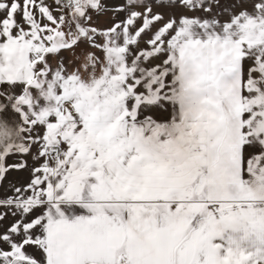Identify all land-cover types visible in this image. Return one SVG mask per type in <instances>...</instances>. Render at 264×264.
<instances>
[{"label":"snow or ice","instance_id":"6c2138e0","mask_svg":"<svg viewBox=\"0 0 264 264\" xmlns=\"http://www.w3.org/2000/svg\"><path fill=\"white\" fill-rule=\"evenodd\" d=\"M113 11L0 0V264H264V0Z\"/></svg>","mask_w":264,"mask_h":264},{"label":"crops","instance_id":"0c3cea01","mask_svg":"<svg viewBox=\"0 0 264 264\" xmlns=\"http://www.w3.org/2000/svg\"><path fill=\"white\" fill-rule=\"evenodd\" d=\"M49 3H53V0H48ZM102 3L105 5L106 12L102 14H95L93 13V24L94 26L104 29L107 27H110L113 23L118 22L124 18L123 14L117 15L113 10L115 7L119 6L123 3V0H102ZM94 51L93 49L87 48L86 45H81L80 48L76 49L75 55H81L84 51ZM97 55H100V53H97ZM66 62L73 59V54L69 52H65L63 54ZM156 116L160 119H166L167 113L158 112L156 113ZM29 164V169L34 166V161L31 156L26 157ZM19 161L18 157H13L8 160V163H16ZM30 179V171H21L16 172L12 171L8 174L7 180L4 182L2 186H0V199L11 195V185L15 184L17 186L26 184ZM15 218L9 216L6 221L3 222L2 225H0V231H2L4 228H6L8 225H10Z\"/></svg>","mask_w":264,"mask_h":264}]
</instances>
